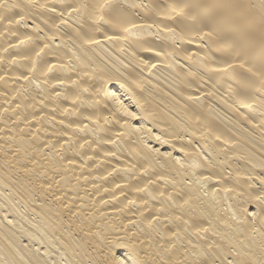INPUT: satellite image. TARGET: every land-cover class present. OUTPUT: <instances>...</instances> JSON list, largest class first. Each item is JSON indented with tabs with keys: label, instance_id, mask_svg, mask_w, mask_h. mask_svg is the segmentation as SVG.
Instances as JSON below:
<instances>
[{
	"label": "bare ground",
	"instance_id": "obj_1",
	"mask_svg": "<svg viewBox=\"0 0 264 264\" xmlns=\"http://www.w3.org/2000/svg\"><path fill=\"white\" fill-rule=\"evenodd\" d=\"M0 264H264V0H0Z\"/></svg>",
	"mask_w": 264,
	"mask_h": 264
}]
</instances>
